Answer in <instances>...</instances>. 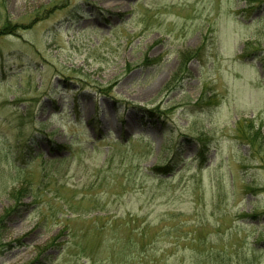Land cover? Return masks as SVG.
Returning a JSON list of instances; mask_svg holds the SVG:
<instances>
[{
	"label": "rangeland",
	"instance_id": "374dc122",
	"mask_svg": "<svg viewBox=\"0 0 264 264\" xmlns=\"http://www.w3.org/2000/svg\"><path fill=\"white\" fill-rule=\"evenodd\" d=\"M0 53V264H264V0H0Z\"/></svg>",
	"mask_w": 264,
	"mask_h": 264
},
{
	"label": "trees",
	"instance_id": "16d2710c",
	"mask_svg": "<svg viewBox=\"0 0 264 264\" xmlns=\"http://www.w3.org/2000/svg\"><path fill=\"white\" fill-rule=\"evenodd\" d=\"M4 58V55H3V53H0V59L2 60ZM19 191H17V193H18Z\"/></svg>",
	"mask_w": 264,
	"mask_h": 264
}]
</instances>
